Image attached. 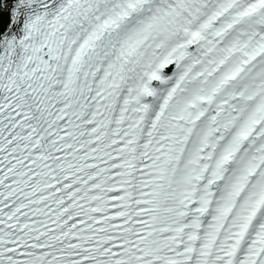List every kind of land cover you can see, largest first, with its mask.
<instances>
[{
    "label": "snow or ice",
    "instance_id": "obj_1",
    "mask_svg": "<svg viewBox=\"0 0 264 264\" xmlns=\"http://www.w3.org/2000/svg\"><path fill=\"white\" fill-rule=\"evenodd\" d=\"M0 264H264V0H0Z\"/></svg>",
    "mask_w": 264,
    "mask_h": 264
}]
</instances>
